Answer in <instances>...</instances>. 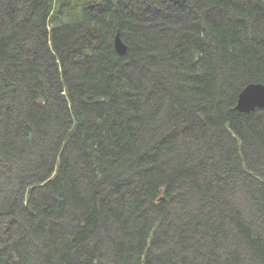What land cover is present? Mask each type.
Here are the masks:
<instances>
[{
	"label": "trees",
	"instance_id": "trees-1",
	"mask_svg": "<svg viewBox=\"0 0 264 264\" xmlns=\"http://www.w3.org/2000/svg\"><path fill=\"white\" fill-rule=\"evenodd\" d=\"M252 82L264 0H0V264H264Z\"/></svg>",
	"mask_w": 264,
	"mask_h": 264
},
{
	"label": "water",
	"instance_id": "water-1",
	"mask_svg": "<svg viewBox=\"0 0 264 264\" xmlns=\"http://www.w3.org/2000/svg\"><path fill=\"white\" fill-rule=\"evenodd\" d=\"M115 45L120 54L127 51V46L119 35L115 39ZM260 107H264V84L259 82L245 86L239 93L236 108L241 112H250Z\"/></svg>",
	"mask_w": 264,
	"mask_h": 264
},
{
	"label": "bare ground",
	"instance_id": "bare-ground-1",
	"mask_svg": "<svg viewBox=\"0 0 264 264\" xmlns=\"http://www.w3.org/2000/svg\"><path fill=\"white\" fill-rule=\"evenodd\" d=\"M253 83H259V82H252V83H249V84H247V85H251V84H253ZM247 85H246V86H247Z\"/></svg>",
	"mask_w": 264,
	"mask_h": 264
},
{
	"label": "rangeland",
	"instance_id": "rangeland-1",
	"mask_svg": "<svg viewBox=\"0 0 264 264\" xmlns=\"http://www.w3.org/2000/svg\"><path fill=\"white\" fill-rule=\"evenodd\" d=\"M3 231H5V229Z\"/></svg>",
	"mask_w": 264,
	"mask_h": 264
}]
</instances>
